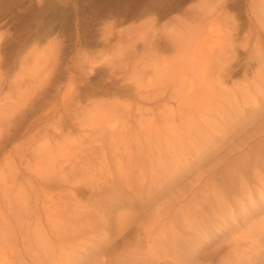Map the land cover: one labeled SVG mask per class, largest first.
<instances>
[{"label": "rangeland", "instance_id": "1", "mask_svg": "<svg viewBox=\"0 0 264 264\" xmlns=\"http://www.w3.org/2000/svg\"><path fill=\"white\" fill-rule=\"evenodd\" d=\"M198 41L202 44L200 49L193 48L198 46ZM209 55L210 65L208 60L202 62L203 58L204 67H201L199 58ZM179 64L189 69L183 71ZM202 68L206 80L201 77ZM183 76L186 79L182 85ZM202 78L206 92L199 88L201 84L204 87ZM180 83L189 87L180 90ZM190 83L197 84L196 87L200 84L196 89L206 95L199 91L203 93L199 96ZM191 85L194 90L190 89ZM263 99L264 0H0V184L11 181L14 186L9 184L17 193L13 192L12 197L13 190H9L11 194L6 192L10 185H0V223H6L0 224V249L5 251L0 256L4 261L0 263L14 260L12 264L19 261L20 264H59L69 261L64 257H71L74 251L90 246V252L80 258V261L84 259L80 264H87L100 254L107 264H115L117 258L121 261L127 258L129 262L125 264H153L148 260L150 257L143 259V251H139L143 248V230L154 225L150 220H154L158 210L167 206L173 210V205L167 202L189 191L193 181L190 183L185 178L191 171L198 173L195 168L202 164L203 177L196 182L206 181L205 186L200 183L202 197L196 192L197 185L191 188L196 192L195 198L200 196L203 202L196 199L195 202L199 206L208 203L203 206L208 207L205 214L210 210L207 216L214 211L229 217L222 216V222L214 223L217 229L200 248L201 261L197 259L190 264H264V232L257 236L264 225V173L260 179L249 168L241 172L253 197L248 201L241 198L229 211H212L211 208L217 207L214 205L217 200L213 199L218 194H209L218 186L221 187L218 190L224 188L228 206L234 192L235 196L243 197L240 191L232 192L231 187L223 185L225 172H215L231 159L229 154L225 159L219 158L221 152L230 143L241 140L246 132L250 134L251 125L263 116L264 110L259 108L263 104L257 107L260 114L253 110L254 102ZM212 101L217 104L215 109V103L213 108L209 107ZM222 101L228 102L223 104L225 108ZM208 108L211 110L207 111ZM205 111H212L215 120ZM231 112L234 117L237 115L236 119L229 115ZM219 113H222L220 117ZM251 114L256 116L251 118ZM189 117L193 122L200 117L204 120L205 125L201 122L200 125L206 129L196 119L199 134L204 133L203 136L209 130L219 136V126L229 129L230 134L226 130V136L221 138L224 141L214 146L210 138H203L205 145L210 146L207 149L203 136L198 135L195 126L191 128L193 122ZM230 117L236 120L235 126L234 122L229 123ZM240 122L244 123L242 127L238 125ZM213 123L217 125L212 126ZM101 128L105 136L99 135ZM179 128L183 138L178 135V139ZM112 129L123 136L108 140ZM192 129L199 138H195L194 131L191 133ZM154 133H159L157 138ZM228 135L232 137L229 139ZM257 136L247 145L244 143L250 161L258 152L252 140ZM176 139L180 145L182 141L189 144L179 145L182 149H178ZM171 144H177L175 149ZM185 147L187 152L196 148L193 151L197 153L191 150L192 155L190 152L187 155ZM199 148L204 150L200 154ZM194 155H199L196 159L202 163L198 165ZM219 159L222 161L211 169L206 166ZM177 161L182 165L188 163L190 168H184L186 173L180 171L185 173V178L176 175L179 181L172 174V167L178 166L176 163L181 165ZM191 164L195 165L194 169ZM262 164L260 171H264ZM171 182L174 185L170 186ZM25 192L28 195L23 197ZM13 200L21 203L16 201L19 206H15ZM191 202L173 211L165 226H172L173 232L181 230L182 234L185 228L190 230L194 210L189 208ZM12 206L20 211L12 210ZM199 206L197 209L203 210ZM8 207L12 208L9 213ZM184 208L187 209L184 212L191 213L188 217L180 216ZM27 209L30 211L25 213ZM62 227L70 234L64 235ZM91 231L106 233L100 247L90 242L94 238L87 233ZM67 236L71 241L67 242ZM87 239L90 241L85 244ZM8 253L13 259L7 257L6 261ZM169 257L173 259L174 255ZM162 262L167 263L165 259Z\"/></svg>", "mask_w": 264, "mask_h": 264}, {"label": "bare ground", "instance_id": "2", "mask_svg": "<svg viewBox=\"0 0 264 264\" xmlns=\"http://www.w3.org/2000/svg\"><path fill=\"white\" fill-rule=\"evenodd\" d=\"M208 35V34H207ZM204 36V35H203ZM206 36V35H205ZM204 36V37H205ZM199 38V37H198ZM203 38V37H202ZM208 38V37H207ZM196 39V38H195ZM210 40V39H209ZM197 41V40H196ZM199 42V41H198ZM206 42V41H205ZM204 42V43H205ZM200 44V45H199ZM201 43L199 42L198 43V46L197 47H193V48H198V49H200V47H201ZM192 48V49H193ZM192 52V51H191ZM191 54V53H190ZM206 53H204V54H202V55H205ZM188 55V54H187ZM194 55V54H193ZM190 56V57H194V56ZM201 55V54H200ZM184 57V56H183ZM207 57V58H206ZM203 56L202 58H199L200 60V62L203 60V58H205L204 60L205 61H202V62H204V63H207V61L206 60H208L209 58H211V56L209 55V56ZM181 58V57H180ZM183 60L185 59V58H182ZM187 59V58H186ZM202 59V60H201ZM211 61V60H210ZM186 62V61H185ZM187 62H188V60H187ZM187 62H186V64H187ZM198 63V64H202V62L201 63ZM195 63H197V61H195ZM203 63V64H204ZM211 63V62H210ZM210 63H209V60H208V65H210ZM203 64L201 65V67H204L203 66ZM181 67H183L182 66V64H179ZM205 66H206V64H205ZM182 70L183 69H185L184 67L183 68H181ZM188 69H189V67H188ZM187 68L185 69V70H188ZM205 69V68H204ZM200 70V69H199ZM201 70H202V72H201ZM200 70V72L203 74L201 77H203L204 76V74H205V72L203 73V68ZM184 71V70H183ZM200 73V74H201ZM184 74V73H183ZM174 75H176V73L174 74ZM171 76H173V74L171 75ZM168 77V76H167ZM182 78V77H181ZM204 79H205V77H203ZM203 78H202V80H203ZM185 77L183 76V81L181 82L182 83V85H183V83L185 82ZM201 80V81H202ZM206 80V79H205ZM205 81L203 80L202 81V83H203V86H204V84H206V83H204ZM177 83V82H176ZM181 83L179 84L180 86H178V87H180L179 89L180 90H182L181 89ZM187 84H189V83H187ZM190 84H193V83H190ZM195 84V83H194ZM194 84H193V86H194ZM174 85V84H173ZM186 85V84H185ZM197 85V84H196ZM196 85L194 86L195 87V89L196 88H198L199 87V85L200 84H198V86L196 87ZM177 86V85H176ZM192 85H191V88L190 89H193L194 90V88H192L193 87ZM201 87H199L200 89L202 88H206L205 86L204 87H202V84L200 85ZM209 86V85H208ZM178 87H176V88H178ZM184 88L186 87H189V86H183ZM182 87V88H183ZM184 88H183V90H184ZM185 88V89H186ZM201 89V90H202ZM193 90L191 91V92H193ZM196 90H198V93H200V92H204L205 91V89H203L204 91H201V90H199V89H196ZM195 90V91H196ZM193 92V93H191V92H189V93H191V94H193L194 96L195 95H197L198 96V94L196 93V92ZM200 91V92H199ZM182 92V91H181ZM184 93H185V91H183ZM188 91H186V93H187ZM206 92V91H205ZM204 92V93H205ZM191 94H189V95H191ZM203 94V93H202ZM201 93H200V95L199 96H201L202 95ZM185 95H187V94H184V97H186ZM206 95V93L205 94H203V96H205ZM181 97H183L182 95H181ZM189 97V96H188ZM190 97H192V96H190ZM183 99V98H182ZM190 99V98H189ZM185 100V99H184ZM186 100H188V98L186 99ZM216 101V100H215ZM217 102V101H216ZM220 102H221V99H220ZM231 102H235V101H231ZM242 102H245V100L244 101H242ZM205 103V102H204ZM212 103V105H209V103H207L208 105H209V107L211 106H213V103H215V102H211ZM228 102L226 101V103L225 104H227ZM219 104H221V103H219ZM224 104V102L222 101V105ZM224 104V105H225ZM230 104V103H229ZM254 104H256V105H253V107H254V109L253 110H257V107L260 105V104H263L264 105V99L263 100H261L260 102H254ZM203 103L200 105V107H202V109H201V111L203 112V110L205 109V107H204V109H203ZM216 103L214 104V108L213 109H215V107H216ZM223 105V106H224ZM233 105H236V103L235 104H233ZM262 105V106H263ZM205 106H207V105H205ZM230 106V105H229ZM260 107L259 106V108H261V109H263L264 110V107ZM231 107V106H230ZM252 107V108H253ZM207 108V107H206ZM224 108H225V106H224ZM227 108V107H226ZM258 108V109H259ZM200 109V108H199ZM211 110V108H208L207 109V111L208 110ZM217 109V108H216ZM260 109V110H261ZM206 110V109H205ZM219 110V109H218ZM217 110V111H218ZM224 110H226V109H224ZM228 110V109H227ZM226 110V111H227ZM250 110H252V109H250ZM252 110V111H253ZM207 111H205V112H207ZM213 111V110H212ZM212 111H210V112H212ZM238 112V110H235L234 112ZM210 112H207L208 114L210 113ZM216 112V111H215ZM214 112V113H215ZM236 112V113H237ZM240 112V111H239ZM238 112V113H239ZM257 112H258V110H257ZM264 112V111H263ZM262 111H261V113H263ZM204 113V112H203ZM217 113V112H216ZM223 113V112H222ZM222 113H219V114H217L219 117L221 116V114ZM237 113V114H238ZM259 113V112H258ZM210 114H212V113H210ZM245 114V113H244ZM255 114H257V113H255ZM254 114V115H255ZM260 114V113H259ZM201 115L203 116V114L201 113ZM207 114H205V116H206ZM230 116L232 115V112L229 114ZM233 115H235L234 113H233ZM232 115V117H234ZM240 115H242L243 116V114H241V112H240ZM254 115H250V116H252L251 118H253V116ZM262 115V114H261ZM193 117H197V116H194V115H192ZM192 116H190L192 119H193V117ZM212 116V118L214 117L213 116V114L212 115H210L209 116V118ZM239 116V115H238ZM256 116V115H255ZM189 117V118H190ZM207 117V116H206ZM236 117H237V115L234 117V119H236ZM257 117H258V115H257ZM256 117V118H257ZM190 118V119H191ZM199 118V117H198ZM201 118V117H200ZM197 119V118H195L194 119V122H193V120H192V125H191V120H188L187 119V123H190V125L192 126L191 128H193L194 126L196 127V129L197 128H199V126H201V127H203L202 125H205V123H204V120H202V119ZM211 118V119H212ZM231 118V117H230ZM240 118V117H239ZM244 118V117H243ZM251 118H248L247 117V120L249 119H251ZM259 118V120L256 122V123H254V121H252V119H251V121L254 123L253 125H251V122H249L250 123V125L251 126H253V127H251V126H249V127H251L250 129H252V130H250L249 132H250V134H248V132H246L244 135H243V138L241 139V140H239L238 142H232V143H230V147L229 148H227V149H225V151L223 150L222 152H221V155H220V157L219 158H221V159H225L226 158V156L229 154L230 155V160L227 162V163H225V164H223L216 172H215V174L216 173H222V172H225V174L223 173V176L225 175L226 176V179L224 180V184L223 183H221V184H223L224 186H225V184L227 185V187L228 188H230L231 187V191L232 192H234V191H236V190H238V191H240V193H242L243 194V197L242 196H240L239 194V197L236 195L235 196V192L233 193V195H232V199L229 197V200H230V205L228 206V204H227V202H226V200H227V197H226V193L223 191L224 190V188H223V190L222 189H217V188H221L220 186H216L214 183H212V185L214 184L215 186L214 187H217V188H214L216 191L215 192H213L214 190H212L211 192H212V194H211V192H209V194L212 196V195H214V196H217V194H218V196L216 197V199H213V197H212V199L215 201V200H217V201H215V202H217V203H215L214 205H215V207H216V205H217V207L216 208H214L213 207V205H212V207H213V209L211 208V210L213 211V210H215V209H217V210H224V209H228V211H229V209L231 208L232 209V207L231 206H233V204H235V203H237V204H239V202L243 199V198H245L244 200H247V199H250L251 197H253V196H250V194H251V192L249 193V188H247V186H246V183H247V180L245 179V177L242 175V171H244V170H246V169H248L249 168V170L251 169V170H254L256 173L254 174V177L256 178L257 176H259V178L260 179H262V176L263 175H261V174H263L264 173V171H260V170H262L261 168L263 167V166H261V162H263V164L262 165H264V137H262L261 135H262V133H264V114H263V116L262 117H258ZM196 119L199 121L198 123H199V126L197 125V121H196ZM204 119H205V117H204ZM234 119H230L229 120V123H231V125H232V122H234V125L233 126H235V121L236 120H234ZM240 119H242V118H240ZM239 119V120H240ZM254 119H255V117H254ZM200 120H202V121H200ZM206 120H207V118H206ZM210 120V119H209ZM208 120V121H209ZM213 120H215L214 118H213ZM244 120H245V118H244ZM190 121V122H189ZM195 121H196V125H194V123H195ZM208 121H206V123L208 122ZM216 121H218L217 119H216ZM231 121V122H230ZM242 122H243V119L241 120ZM200 122L202 123V125H200ZM211 122V121H210ZM239 122V121H238ZM242 122H240V123H238V125H241V127H242V125H244V123H242ZM245 123H247L246 121H244ZM109 123V122H108ZM187 123H186V126H187ZM209 123V122H208ZM208 123H207V125H208ZM229 123H228V125H229ZM248 123V124H249ZM190 125H188V126H190ZM215 125H217V123H215ZM214 125V123H213V125L212 126H215ZM230 125V126H231ZM102 126V125H101ZM105 126V125H104ZM111 126V125H110ZM198 126V127H197ZM211 126V125H210ZM209 126V127H210ZM211 126V127H212ZM224 126H226V125H224ZM195 127H194V129H195ZM210 127V128H211ZM237 127V126H236ZM177 128H178V126H177ZM190 128V127H189ZM188 128V129H189ZM204 129H206L205 128V126L203 127ZM203 128H201L202 130H203ZM209 128V129H210ZM219 128H220V135L219 136H217V135H213L212 134V132H209L208 130V133H209V135H207L208 133L207 132H205L204 130H203V132H205V133H207V134H205L204 136H203V134H199L200 132L198 131V129H197V131H198V135H202L201 137H202V139L203 138H205V137H207V138H210L211 139V143L213 144V145H211V146H214V144L217 142V144L218 143H220L221 141H224V140H221V138H222V136L226 133V130H227V133L228 134H230L229 132H228V130L229 129H226V128H224L223 126L221 127V126H219ZM239 128V127H238ZM246 128V127H245ZM103 129L104 128H101V130L102 131H100L99 132V135H101L102 133H103V135L105 136V134H104V132H105V130L103 131ZM106 129H108V128H106ZM176 129V128H175ZM194 129H192V132L191 133H193V131H194ZM201 129H199V130H201ZM242 129V128H241ZM117 130V129H116ZM191 130V129H190ZM230 130H232V129H230ZM244 130V129H243ZM108 131V130H107ZM110 131V130H109ZM160 131V130H159ZM177 131V130H176ZM179 131L181 132V133H179V134H177L176 132H175V130H174V132L177 134V136L178 135H180V134H182V131L180 130V128H179ZM242 131V130H241ZM118 132V131H117ZM117 132L115 133V129H114V131H113V129H112V131H110V132H108V136H107V139L109 140V138H110V140H112V139H114L115 137H118V136H123V135H121L120 133L119 134H117ZM122 132V131H121ZM157 132V131H156ZM106 133V132H105ZM194 133L196 134V136H197V132H195L194 131ZM226 133V134H227ZM115 134H116V136H115ZM176 134H174V135H176ZM190 134V133H189ZM226 134H225V136H226ZM118 135V136H117ZM125 135V134H124ZM156 135L158 136L159 135V133L157 134L156 133ZM155 135V133H154V136H156ZM162 135V134H161ZM232 135V134H231ZM231 135H228V137H229V139L233 136H231ZM255 135H258L256 138H254V139H252L253 141H254V144H255V147H256V149H257V155L256 156H254V158H253V160H251L250 161V158H247V155L245 154L247 151H245V146H244V143H246V145H247V143H248V141L253 137V136H255ZM102 136V135H101ZM157 136H156V138H157ZM224 136V137H225ZM109 137V138H108ZM162 137H164L163 135L161 136V138ZM175 137V136H174ZM180 137H182V135H180ZM191 137H192V139H194L193 138V136L191 135ZM191 137H189V138H191ZM195 137V136H194ZM223 137V138H224ZM228 137H227V139H228ZM102 138V137H101ZM112 138V139H111ZM122 138H124V137H122ZM183 138V137H182ZM181 138V139H182ZM188 138V139H189ZM195 138H199L198 136L197 137H195ZM207 138H205V139H207ZM222 138V139H223ZM164 139V138H163ZM175 139V138H174ZM178 139H179V136H178ZM186 139H187V137H186ZM205 139H203L202 141H204ZM165 140H167V139H164V141ZM190 140V139H189ZM188 140V141H189ZM200 140L201 139H199V142H200ZM208 140V139H207ZM175 141V140H174ZM176 141H177V139H176ZM179 141V140H178ZM177 141V142H178ZM181 141V140H180ZM218 141H220V142H218ZM187 142V141H186ZM185 142V144H189V142H187L186 143ZM190 142L192 143V140H190ZM198 142V144H200V143H202V142H200L199 143ZM207 142V141H206ZM171 143V142H170ZM174 143H176V142H174ZM210 143V144H211ZM178 144V146L180 145V143L178 142L177 143ZM177 144H171V146H174V145H176L177 146ZM183 144V141H182V143H181V145ZM185 144H183V145H185ZM206 143H205V141L203 142V145H205ZM180 145V146H181ZM182 145V146H183ZM202 145V144H201ZM200 145V146H201ZM207 145V144H206ZM205 145V146H206ZM177 146V148L179 149L180 148V146L178 147ZM189 146V145H188ZM192 146V145H191ZM242 146H244V147H242ZM167 147H170V145L169 146H167ZM187 147V146H186ZM186 147L183 149L184 150V152L186 151V153H187V155H188V152H190L191 150H192V152L194 153V154H196L197 152L196 151H193L194 149H196V148H194L193 149V147H192V149H190L191 147H189V149H190V151H188L187 152V150H185L186 149ZM195 147V146H194ZM209 148L210 146H209V144H208V146H206V148ZM242 147V148H241ZM174 149H175V146L173 147ZM202 148H204V147H202ZM205 148V149H206ZM207 148V149H208ZM180 149H182V147L180 148ZM188 149V148H187ZM188 149V150H189ZM198 149V148H197ZM203 149H200L199 148V150H198V154H200L201 153V151H202ZM176 151H177V149H176ZM180 151V150H179ZM204 151V150H203ZM206 151V150H205ZM180 152H182V151H180ZM179 152V153H180ZM208 152H209V150H208ZM178 153V154H179ZM185 153V154H186ZM191 153V152H190ZM203 153V152H202ZM205 153V152H204ZM207 153V152H206ZM183 153H180V155H182ZM190 155H192V153L190 154ZM189 155V156H190ZM202 155V154H201ZM186 156V155H185ZM198 157H199V155H197ZM197 156L196 155H194V157L195 158H193V160L194 159H196L197 158ZM203 156H205L204 154H203ZM206 156H207V154H206ZM205 156V157H206ZM201 157V156H200ZM205 157L203 158V159H205ZM218 158V157H217ZM198 159V158H197ZM197 159L196 160H194L195 162L197 161ZM199 159H201V158H199ZM185 160V159H184ZM191 160H192V157H191ZM192 160V161H193ZM202 160V159H201ZM193 161V162H194ZM203 162H205L204 160H202ZM222 160H217L216 162H215V164L213 163V164H208V165H206V166H209V168L211 169L212 167H214L217 163H219V162H221ZM250 161V162H249ZM177 162H180V161H177ZM198 162V161H197ZM201 162V161H200ZM200 162H198L197 164L199 165V163ZM212 162V161H211ZM241 162V163H240ZM202 163V162H201ZM229 163V164H228ZM178 166H175V167H172V168H174V169H172V170H174V171H172V174L174 175V176H176V175H179V177L180 176H183L186 172H187V170L186 169H188L189 168V166L187 165L188 163H186V165L184 166V165H182V163L180 162V164L181 165H179L178 163H176ZM193 164V163H192ZM191 164V166H194L193 167V169L195 168V165L196 166H198L196 163H194L195 165H192ZM204 164V163H203ZM237 164V165H236ZM202 164H200V166H198L197 168H195L196 170L198 169L199 171H198V173H194L195 172V170H194V174L192 173V171H191V177L189 176V175H187V178H185V175L183 176L185 179H187V180H189L188 182H192L193 181V184H191V186L187 189V190H189V191H186V192H184V193H182L181 195H179V196H177V197H175V198H173V199H171L170 201H168L167 203L170 205V206H172L173 205V210H171L167 205V208H163V209H161V210H158L157 212H156V214L153 216L154 217V220H150L151 222H153L154 223V225H147V226H145V228H144V230H143V235H144V240H143V242H142V244H143V248H142V246H141V249L139 250V251H143V259L144 258H146V257H144V256H147V257H150L149 259L148 258H146V259H148L149 260V262H150V260L151 261H153V264H190V263H192L193 261H197V259L199 260V258H200V256H199V252H200V248L202 247V245H203V243L205 244V242H208L207 240H209L210 239V237H212V234L214 233V231L217 229V228H215L214 229V223L217 221V222H222L223 220H224V218L225 217H227L228 215H227V213H225L227 216H224V214H222V215H220L219 213H214V211L212 212L213 214H211L210 216H207V212H209V211H206V214H205V212H204V209L206 210L208 207H206V208H204L203 206H205L206 204H208V203H206V204H204L203 205V203L200 205V206H202L203 207V210L202 209H200V208H198V209H200V212L202 213H200L199 211H198V209H197V207L199 206V205H197V203L195 202V199L197 198H195V196H196V192H199V194H200V196H201V191L203 190V188H201V185H200V183H201V181L199 182V183H196V182H198L199 180H200V178L201 177H203L202 176V174H203V170L204 169H201L203 166H201ZM190 166V167H191ZM188 167V168H187ZM261 167V168H260ZM184 168H186V169H184ZM167 169V168H166ZM182 169H184V170H182ZM190 169V168H189ZM180 171H184L185 173L184 174H182ZM237 171V172H236ZM59 172V171H58ZM180 173H181V175H180ZM172 174H170L173 178H176V181H177V179L179 178L178 176H176V177H174ZM193 174V175H192ZM215 174H214V176H215ZM1 175V174H0ZM196 175V176H195ZM221 175V174H220ZM188 176H189V178H188ZM5 177V176H4ZM164 178H166L165 176H163ZM167 177L169 178L170 176H168L167 175ZM219 177V176H218ZM222 177V176H221ZM10 178H12V177H10ZM172 178V179H173ZM180 178H182V177H180ZM220 178V177H219ZM2 179H4V178H2ZM5 179H7L6 177H5ZM5 179H4V181H5ZM14 179V178H13ZM203 179V178H202ZM223 179V178H222ZM8 180H11V179H8ZM46 180V179H45ZM165 181H167L166 179H164ZM186 180V181H187ZM3 181V180H2ZM174 181H175V179H174ZM178 181H179V179H178ZM180 181H182V179L180 180ZM10 183H12L11 181H9ZM9 182L8 183H6V182H4V184L3 185H6L7 187H8V184H9ZM204 182L206 183V181H204V179L202 180V183H203V185H204ZM1 183V182H0ZM173 182H171L170 183V186H171V184H172ZM175 183V182H174ZM176 183H178V182H176ZM184 183H186V182H184ZM201 183V184H202ZM2 184H0V185H2ZM13 184V186H14V183H12ZM211 184V183H210ZM10 185V187L12 188H10L9 189V187L8 188H6V192H7V194L9 193V194H11V192L9 191V190H13L12 191V197H14L13 195H14V193L13 192H15V195L17 194L16 193V190H14L13 188L14 187H12L11 186V184H9ZM172 185H174V184H172ZM198 186V189H197V191L195 192V190L193 191V189L191 188V187H195V186ZM5 186V187H6ZM168 186H169V184H168ZM205 186V185H204ZM193 187V188H194ZM203 187V186H202ZM210 187H212V186H210ZM162 188V187H161ZM213 188V187H212ZM2 189V188H1ZM4 189V191H5V188H3ZM191 189V190H190ZM199 189L201 190V191H199ZM205 189V188H204ZM162 190V189H161ZM164 190V189H163ZM165 190H167V189H165ZM206 190V189H205ZM204 190V191H205ZM225 190H226V188H225ZM1 191V190H0ZM227 191V190H226ZM168 192H169V190H168ZM167 192V193H168ZM206 192V191H205ZM231 192V193H232ZM26 193V192H25ZM117 193V192H116ZM167 193H165V192H163V194H167ZM202 193H203V191H202ZM214 193V194H213ZM216 193V194H215ZM259 193V192H258ZM198 194V195H199ZM230 194V193H229ZM245 194V195H244ZM3 196H4V194H2ZM26 195H28V193H26L25 194V196H23V194H22V196L23 197H26ZM203 196H204V194H202ZM207 195V194H206ZM10 196V195H9ZM20 197H18V198H21V201L23 200L22 198L23 197H21V195H19ZM199 196V197H200ZM6 197V199L8 200V198H7V195L5 196ZM12 197H10L11 198V200H12ZM124 197V196H123ZM150 197V196H149ZM199 197H198V199H196V200H199ZM202 197V196H201ZM208 197H209V195H208ZM208 197H207V199H208ZM18 198H17V200H18ZM127 198V197H126ZM242 198V199H241ZM14 199H16V198H14ZM26 199H28V198H26ZM156 199H158V198H156ZM160 199V198H159ZM17 200H13L12 202H16ZM20 200V199H19ZM25 200V199H24ZM192 200V202H191V205H190V207L189 208H192V209H194V210H192V209H190V211L192 210L193 211V213L191 214V213H188V212H184V211H186L187 209L186 208H184L183 210H181L180 211V216H189L190 214L192 215V219L190 220V225H191V229L190 230H186V228H185V232H183V234H182V231L180 230H174V232L172 231V226H165V224H166V222H167V220H168V218L171 216V215H173L174 214V212H175V210L176 209H178V208H180L181 207V205L184 207L185 206V204L186 203H188V201H191ZM200 200H202V198H200ZM199 200V202H203V201H200ZM209 200V199H208ZM208 200H206V201H208ZM232 200V201H231ZM26 201V200H25ZM25 201H23V202H25ZM205 201V200H204ZM205 201V202H206ZM210 201H212L211 200V198H210ZM248 201V200H247ZM5 202V201H4ZM18 202V204H20L19 203V201H17ZM17 202H16V204H17ZM175 202H177L176 204H175ZM198 202V203H199ZM204 202V203H205ZM26 203V202H25ZM211 203V202H210ZM213 203V202H212ZM7 204H9V202L7 201L6 202V204H4V205H6L7 206ZM15 205V203L13 204L12 203V205L14 206H19V205ZM200 204V203H199ZM188 205H189V203H188ZM195 205H197V206H195ZM211 205H209V206H211ZM1 206V205H0ZM12 206V208H14V209H12L11 207V209L12 210H15V208L16 207H13ZM24 207V205H23V203L21 204V206L20 207ZM192 206V207H191ZM199 206V207H200ZM22 207V208H23ZM27 207H28V205H27ZM201 207V208H202ZM3 208H5V207H3ZM18 208V207H17ZM16 208V210H18V211H20V208L19 209H17ZM0 209H1V207H0ZM8 209H9V207H8ZM11 209H9V210H7L8 211V213L11 211ZM26 209V208H25ZM15 210V211H16ZM189 210V209H188ZM28 211H30L29 209H27V211H24L25 213L26 212H28ZM174 211V212H173ZM189 211V212H190ZM191 211V212H192ZM5 212V211H4ZM23 212V211H22ZM24 213V214H25ZM28 214H31V213H28ZM26 215V217L27 216H29V215ZM2 215H3V209H2ZM19 215V214H18ZM10 216H13L12 214L10 215ZM17 216V212H16V215L14 216V217H16ZM196 216H197V218H196ZM222 216H224V218L222 217ZM30 217V216H29ZM229 217V216H228ZM3 218V217H2ZM6 217H4V219H5ZM18 218V217H17ZM19 219V218H18ZM21 219V218H20ZM23 222L24 221H26V220H28V217L26 218V220H25V218H24V216H23ZM10 220V219H9ZM14 220H15V218H14ZM14 220H12V221H14ZM1 221V220H0ZM11 221V220H10ZM16 221H17V219H16ZM21 221V220H20ZM9 222V221H8ZM15 222V221H14ZM19 223V222H18ZM17 223V224H18ZM0 224H2V223H0ZM3 224H6V223H3ZM2 224V225H3ZM14 224H16V223H14ZM19 224H21V222L19 223ZM28 224V223H27ZM8 225H9V223H8ZM22 226L24 225V224H21ZM26 225V224H25ZM24 225V226H25ZM11 226H12V222H11ZM15 226H19V225H15ZM4 227V226H3ZM6 227V226H5ZM20 227V226H19ZM7 228V227H6ZM1 229V228H0ZM8 229V228H7ZM24 229V228H23ZM23 229H22V231H23ZM62 229H63V227H62ZM61 229V230H62ZM73 229H75V230H77V228H73ZM72 229V231H74ZM58 230V229H57ZM64 230L65 229H63L62 230V232H64ZM2 231H4V230H2ZM59 231H60V229H59ZM59 231H58V234H59ZM69 231V230H68ZM120 231V230H119ZM5 232V231H4ZM7 233H9V230H7L6 231ZM5 232V233H6ZM11 232V231H10ZM78 232H80V231H78ZM264 232V225L261 227V229L258 231V234H257V236L258 235H260L261 233H263ZM4 233V234H5ZM75 233H76V231H75ZM1 234V233H0ZM54 234H56V232H55V230H54ZM64 235L65 234H70V233H66V230H65V232L63 233ZM62 234V235H63ZM77 234V233H76ZM88 234H90V237L91 238H94L93 239V241H90V240H86V242H85V244H88L87 242H91V243H93V244H99V247H100V242H102L101 241V239H103L105 236H107L106 235V233L105 232H103V231H98V232H93V231H91V232H89V233H87V235ZM7 235V234H6ZM57 235V234H56ZM71 235H73V237H74V233L72 234V232H71ZM70 235V236H71ZM77 235H79L80 236V233H78ZM59 236V235H58ZM189 236V238H187ZM3 237V236H2ZM8 237V236H7ZM64 237V236H63ZM72 236H71V238H73ZM77 236L75 235V237L74 238H76ZM66 239H67V242L68 241H71L70 240V237H66ZM77 239V238H76ZM104 240H107V237L104 239ZM84 241V240H83ZM105 242V241H104ZM103 242V243H104ZM82 243H84V242H82ZM91 243H89L90 245H92ZM107 243V242H106ZM105 243V244H106ZM72 244V243H71ZM74 244V243H73ZM1 245V244H0ZM44 245H46L45 243L42 245L43 247H44ZM80 245V244H79ZM96 245V246H97ZM104 245V244H103ZM77 246H78V244H77ZM76 246V247H77ZM166 246V247H165ZM82 247V246H81ZM80 247V248H81ZM90 247V246H89ZM88 246L86 247L85 246V248L83 247V251H81L82 249H80V248H77V249H80V251H74L73 253H72V255H71V257H69V256H67V257H69V258H67V257H64V258H66V259H70L69 261L67 260V262H62V263H60L59 262V264H80L82 261H80V258L82 257V255L83 254H88V252L87 251H89V248ZM94 247V246H93ZM93 247H91V248H93ZM95 248V247H94ZM133 248V247H132ZM135 248V247H134ZM48 249H51V247H49ZM97 249H99V248H96V250ZM101 249V248H100ZM99 249V250H100ZM136 249V248H135ZM2 249H0V252H2L1 254H0V256L1 255H4L3 253L5 252L4 250H2ZM93 250H95V249H93ZM126 250V249H125ZM134 250V249H133ZM65 251H67V250H65ZM130 251H132V250H130ZM141 251V252H142ZM90 252V251H89ZM140 252V253H141ZM64 253V252H63ZM119 253H120V251H119ZM139 253V254H140ZM6 254V253H5ZM92 254V253H91ZM123 253H121V255H122ZM160 254V255H159ZM8 255H9V253L7 254V256H6V261H7V257H8ZM12 255V254H11ZM64 255V254H63ZM127 255V254H126ZM133 255V254H132ZM135 255V254H134ZM156 255H159V256H157L156 257ZM171 255H174V257H173V259H171L169 256H171ZM4 256V257H5ZM17 256V255H16ZM15 256V257H16ZM64 256H66V254L64 255ZM94 256V255H93ZM127 256H130V255H127ZM61 257V256H60ZM59 257V258H60ZM63 257V256H62ZM84 257H85V255H84ZM92 257V256H91ZM125 256L123 255V257L122 258H124ZM132 257V256H131ZM131 257H129V258H131ZM141 257V258H142ZM9 259L11 258V257H8ZM16 258H18V256L16 257ZM19 258H20V256H19ZM64 258H62V261L64 260H66V259H64ZM121 258V259H122ZM132 258H135V257H132ZM13 259V258H12ZM12 259H10V260H12ZM119 258H117L116 260L117 261H114V263L115 264H125L126 263V261H128L127 260V258H125V259H123V261H121V260H118ZM136 260L138 259V257H136L135 258ZM140 259V258H139ZM163 259H165V261L167 262V263H164V262H162V260ZM141 260V259H140ZM0 261H4V260H0ZM12 261H14V260H12ZM11 261V262H12ZM17 261V260H16ZM143 261V260H142ZM141 261V262H142ZM144 261H146V260H144ZM199 261H201V260H199ZM198 261V262H199ZM9 263V262H7L6 264H12V263ZM129 262V261H128ZM133 262H134V260H133ZM137 262V261H136ZM135 262V263H136ZM21 262L19 261V264H20ZM144 263H147V262H144ZM1 264V263H0ZM3 264H4V262H3ZM87 264H107V261H105V258H103L102 257V255L100 254L99 255V257H96V258H91V260L89 259L88 260V262H87ZM132 264V263H131ZM134 264V263H133ZM199 264V263H198ZM203 264V263H202Z\"/></svg>", "mask_w": 264, "mask_h": 264}]
</instances>
